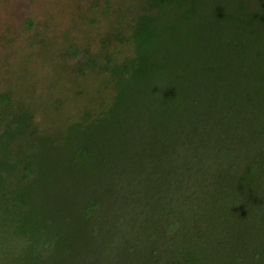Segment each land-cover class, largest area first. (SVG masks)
<instances>
[{"label": "trees", "instance_id": "trees-1", "mask_svg": "<svg viewBox=\"0 0 264 264\" xmlns=\"http://www.w3.org/2000/svg\"><path fill=\"white\" fill-rule=\"evenodd\" d=\"M128 11L65 48L111 99L65 135L0 89V264H264V0Z\"/></svg>", "mask_w": 264, "mask_h": 264}, {"label": "rangeland", "instance_id": "rangeland-1", "mask_svg": "<svg viewBox=\"0 0 264 264\" xmlns=\"http://www.w3.org/2000/svg\"><path fill=\"white\" fill-rule=\"evenodd\" d=\"M133 3L134 0H0V89H20L30 107L37 108L36 121L51 128L47 132L50 138L65 135L71 130L70 120L86 111L95 115L103 102L111 100L101 76L90 74L77 83L71 81L75 61L66 62L65 48L74 43L101 56L105 52L104 39L119 28V15L126 17ZM172 17L171 12L155 26H167ZM127 23L135 25L132 20ZM9 68L18 71L5 80ZM56 106L58 114L50 113Z\"/></svg>", "mask_w": 264, "mask_h": 264}]
</instances>
